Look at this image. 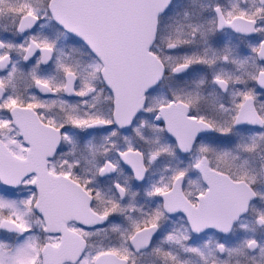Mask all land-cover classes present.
Listing matches in <instances>:
<instances>
[{
	"label": "snow or ice",
	"instance_id": "1",
	"mask_svg": "<svg viewBox=\"0 0 264 264\" xmlns=\"http://www.w3.org/2000/svg\"><path fill=\"white\" fill-rule=\"evenodd\" d=\"M0 264H264V0H0Z\"/></svg>",
	"mask_w": 264,
	"mask_h": 264
}]
</instances>
